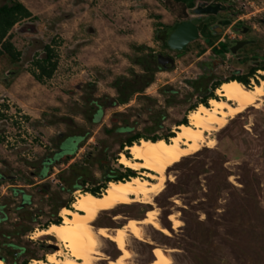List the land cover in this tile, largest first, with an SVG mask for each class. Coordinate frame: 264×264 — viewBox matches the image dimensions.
Returning a JSON list of instances; mask_svg holds the SVG:
<instances>
[{
  "label": "rangeland",
  "instance_id": "obj_1",
  "mask_svg": "<svg viewBox=\"0 0 264 264\" xmlns=\"http://www.w3.org/2000/svg\"><path fill=\"white\" fill-rule=\"evenodd\" d=\"M16 1L32 17L9 32L20 60L13 64L0 56V206H4L0 218L5 217L0 220V257H7L5 249L14 245L18 247L11 248L18 254L15 263L31 264L33 260L45 262L47 255L59 250L54 239L34 234L54 219L61 223L60 210L69 204L71 209L75 193L96 186L94 182H99L103 173L98 161L104 168L108 164L116 170L119 154L128 155L126 147L119 148L120 134L106 136L103 132L111 128L113 114H124L130 122H137L135 132H143L148 124V115L141 111L145 102L135 98L125 106L102 108L98 124H89L90 102L115 98L112 83L116 79L142 73L134 62L168 53L166 41L173 26L192 18L190 10L198 0ZM5 2L0 0V5ZM242 3L246 7L239 15L257 11L251 22L264 32L258 25L264 0H239L237 8ZM222 17L223 13L206 23ZM205 24L198 26L200 39L189 44L187 53L177 57L172 69L160 68L143 93L155 100L154 111L160 109L166 114L155 136L173 133L181 120L187 123L190 108L199 105L201 92L192 89L190 83L200 76L199 64L210 59V51L207 46V53L201 55L197 45L217 40L208 34ZM46 45L56 55L57 69L51 79L38 82L33 77L37 74L34 61L44 56ZM240 66L239 62H228L216 75L227 79L233 68ZM261 79L260 75L258 80H250L249 86ZM210 85L207 82L204 87ZM166 88L176 92L169 106L167 96L160 94ZM259 103L257 109H247L214 133L212 149L203 148L169 168L171 181L150 198V204L118 206L96 216L92 229L103 227L114 235L116 228L129 220H143L146 211L152 210L157 225L168 233L138 225V240L127 232L125 245L130 256L124 264H149L155 258L152 247L166 255L168 264H264V98ZM85 133L90 134L89 139L69 145V162L57 165L61 159L55 154L63 138ZM45 160H52L55 166L40 179L37 175ZM70 165L76 175L86 168L80 177L89 182L83 188L63 183ZM76 183L80 186L79 180ZM14 190L19 193L15 195ZM22 194L29 198V205L22 212L11 211L10 205H19ZM170 215L179 222L178 228H172ZM24 216L23 226L29 230L7 239ZM96 239L95 264H108L120 254L111 241L98 235ZM19 248L25 252L20 254ZM6 261L13 263L11 258Z\"/></svg>",
  "mask_w": 264,
  "mask_h": 264
},
{
  "label": "bare ground",
  "instance_id": "obj_2",
  "mask_svg": "<svg viewBox=\"0 0 264 264\" xmlns=\"http://www.w3.org/2000/svg\"><path fill=\"white\" fill-rule=\"evenodd\" d=\"M260 75L264 78V72H260ZM214 94L217 99H210L207 106L199 104L190 111L187 124L176 126L173 137L167 141L140 140L125 148L129 158L123 153L119 154L117 163L135 172L136 177L121 182H109L98 196L76 192L71 210H60L62 222L58 225L51 224L34 234L35 237L54 239L59 250L47 255L45 262L33 260L31 264H95L98 254L97 235L119 245L123 257L113 264H124L130 256L125 245L127 232L141 240L138 225H150L161 230L156 223V213L152 210L146 212V218L143 220H129L117 235L109 234L103 227L94 231L91 224L99 213L118 206L150 204V198L160 194L167 180L171 181L167 176L169 168L184 158L197 154L203 148L212 149L215 145L212 138L214 133L225 128L229 120L235 119L247 109L258 108L259 102L264 98V79L247 87L236 81L226 82L221 84ZM168 220L173 229L179 227V222L174 216L170 215ZM162 232L167 233L165 229H162ZM63 255L67 258L62 259ZM158 256V264L168 263L162 251L158 252ZM0 264L4 263L0 261Z\"/></svg>",
  "mask_w": 264,
  "mask_h": 264
},
{
  "label": "trees",
  "instance_id": "obj_3",
  "mask_svg": "<svg viewBox=\"0 0 264 264\" xmlns=\"http://www.w3.org/2000/svg\"><path fill=\"white\" fill-rule=\"evenodd\" d=\"M194 5H192L193 7ZM31 13L19 2L16 0H7L4 4L0 6V56H6L10 62L17 63L20 60L21 54L15 50L14 46L11 44V36L9 35V32L11 29L18 23H20L23 20L30 19ZM176 24L173 26L175 28ZM197 49L199 53H203L206 50V47L204 46H197ZM139 50H143V48H139ZM135 65H139L142 69V73L135 75L132 74L130 79L127 78H119L116 79L112 83V88L116 91L117 96L115 98H105L104 100L99 101H91L89 108L91 109L90 112V118H88L89 124H98L99 118L101 115L102 108L107 109H113L118 108L121 106L127 105L132 99L137 100H143L145 102V105L142 108V112L146 113L148 115V124L144 127L143 132H135L137 129V122H130L129 117L128 119L125 118L124 114H113L111 118V128H104L103 132L106 136H111L113 133L120 134L122 138H120L119 142V148L123 147H130L134 143H138L140 140H146L155 142L157 140H164L167 141L169 138L173 137V133L171 131H168L163 136H155V133L157 130L162 128V122L166 119V114L162 110H153V107H155L156 102L155 100L148 98L143 95L145 89H147L150 85L153 84L154 75L156 72L160 71V68L157 66L155 62V56H144L141 58L139 63H135ZM34 67L37 71V74H34L33 77L36 81L41 82L44 79H51L53 74L55 73L57 69V58L54 54V51L51 49V46L46 45L44 47V56L40 59H37L34 61ZM249 75H246L243 78L230 76L227 79H220L215 82H211L210 87L208 89L205 88V95L201 96L199 94V104L207 106L206 103L210 99H215V96L213 95V91L216 90L221 84L230 82V81H236L244 86H249ZM193 89L200 90V85H195V82L190 83ZM199 92V93H200ZM160 94L167 96V102L166 106L170 105V100L174 98V95H176V92L173 90H170L168 88L161 89ZM196 106H193L190 108V111L194 110ZM186 120H181L176 126L179 125H186ZM153 133L154 135L151 136L150 134ZM90 134L85 133L82 136L75 137V136H65L63 138L62 143L59 144V152H56L55 158H60L61 161L57 163V165L68 163L71 158H68L69 156H66L69 154V145H73L74 143L78 142H84L87 139H89ZM74 146V145H73ZM80 147V146H79ZM76 148V146H75ZM105 153V149L102 150L101 154ZM126 157L129 158L128 155ZM117 161V159H116ZM54 163H52V160H45L43 161V167L41 168L40 172H38L37 177L42 179L44 178V175L46 176L47 173L51 170ZM55 166V165H54ZM72 168L74 166H69V176L67 181L63 180V183L67 186L71 187H84L89 181L86 178H81L83 171H85L86 168H83V170L79 171V175L74 174ZM103 168L102 177L99 182L95 181V187L93 189H83L81 193H89L93 196L101 195V191H103L106 188L107 183L109 182H121L124 180H127L129 178L136 177V173L123 168L119 165L118 169L112 170L108 167V164L106 165V168L104 166H101ZM122 169V170H121ZM80 181V186H77V181ZM32 184V183H30ZM28 184V185H30ZM14 194H18L19 191L14 190ZM24 196V194H22ZM70 205V204H69ZM69 205H67V209H69ZM71 210V209H69ZM55 215V212H54ZM52 215L53 217H55ZM26 216L21 218V222L14 225V231L8 234L7 239L10 237H20L25 232L29 230V228H26L23 226V223L26 221ZM31 220V219H30ZM51 224L58 225L59 219H54ZM10 248H18L14 245H9ZM20 254L25 252L24 248H19ZM3 261L4 259L0 257ZM4 264H8L4 261ZM26 264V263H24Z\"/></svg>",
  "mask_w": 264,
  "mask_h": 264
},
{
  "label": "flooded vegetation",
  "instance_id": "obj_4",
  "mask_svg": "<svg viewBox=\"0 0 264 264\" xmlns=\"http://www.w3.org/2000/svg\"><path fill=\"white\" fill-rule=\"evenodd\" d=\"M206 0H198V3ZM239 0H208L206 2L211 3L212 5H221L222 9L217 14H224L222 18H215V21L212 24H207L206 22L211 19L213 16H208L206 19H201L199 25L201 23H206L203 27L206 29L209 35L217 36V40L212 42V40L208 39L209 44L205 45L199 43V46H204L210 51L209 60L201 62L199 64L200 76L196 78L195 85L202 86L200 88L201 96L205 95V85L207 82H215L222 78L217 77L216 71L223 65L228 62H239L240 67H234L233 72L230 76L243 78L246 75H249V81L258 80L260 77V72H264V32L261 29H257L256 26L251 22V20L255 17V13L241 14L245 11L246 4H241L240 8H237L236 4ZM249 4V3H248ZM1 6V5H0ZM194 8V7H193ZM252 17V18H251ZM188 19L187 21H189ZM184 22V21H181ZM180 22V23H181ZM225 24V26H223ZM178 25V24H176ZM219 25V26H218ZM258 25L263 26L264 28V14L261 17H258ZM176 27V26H175ZM175 28H172L173 32ZM169 34V35H170ZM200 34V32H199ZM169 37V36H168ZM168 39V38H167ZM199 40V39H198ZM167 43V41H166ZM197 45V46H198ZM189 46V45H188ZM166 48L168 53L162 52V56H168L176 62L177 57L183 55L184 53L173 51L167 45ZM188 49V48H187ZM187 53V51L185 52ZM203 52L201 55L206 54ZM212 54V55H211ZM157 55L155 56V62L157 64ZM158 66V64H157ZM161 68L160 66H158ZM163 71H166L163 67L161 68ZM193 89V88H192ZM208 89V88H207ZM91 158V157H90ZM98 158V155L95 156V159ZM99 167L103 166L102 161H98ZM87 163V161L85 162ZM40 172V171H39ZM0 177L3 178V175L0 174ZM15 196V195H14ZM22 196L19 195L18 203L19 205L12 206L11 211L14 212H22L26 207H23L25 201L21 202ZM4 210V206H0V215L1 211ZM5 219V217L0 218V220ZM5 253L7 257H2L5 262L6 258H11V264H16L15 260L18 257L17 253H12L11 248L7 247L5 249ZM10 264V263H8Z\"/></svg>",
  "mask_w": 264,
  "mask_h": 264
},
{
  "label": "water",
  "instance_id": "obj_5",
  "mask_svg": "<svg viewBox=\"0 0 264 264\" xmlns=\"http://www.w3.org/2000/svg\"><path fill=\"white\" fill-rule=\"evenodd\" d=\"M221 9V5H212L206 1L197 3V5L190 10L192 18L189 21H184L176 25L173 32L169 35L167 46L173 51L185 53L189 44L200 39L198 26L201 19H206L208 16L215 17ZM223 26H225V24H223ZM157 64L161 68L163 67L165 70H169L174 67V60L168 56L157 55ZM22 201H25L23 207L29 205V198L27 196H22L21 202ZM51 248L56 250L54 246ZM0 261L4 263L1 258Z\"/></svg>",
  "mask_w": 264,
  "mask_h": 264
},
{
  "label": "crops",
  "instance_id": "obj_6",
  "mask_svg": "<svg viewBox=\"0 0 264 264\" xmlns=\"http://www.w3.org/2000/svg\"><path fill=\"white\" fill-rule=\"evenodd\" d=\"M147 212V211H146ZM145 218H146V216H145ZM129 222V221H128ZM128 222L125 224V225H122L120 228H116V230H115V234L114 235H117V232L120 230V229H122V228H124V226H126L127 224H128ZM150 226V225H149ZM151 227H153V226H151ZM154 228V227H153ZM172 228H173V226H172ZM156 229V228H155ZM156 230H158V229H156ZM158 231H160L161 233H163L162 232V229L161 230H158ZM164 234V233H163ZM105 239V238H104ZM136 239V238H135ZM107 240H109V239H107ZM109 241H111L112 243H114L115 245H116V247H117V249H118V251L120 252V254L116 257V259H113L112 261H109V262H107L108 264H113V263H118L119 261H120V259L123 257V252L121 251V249L119 248V245L117 244V243H115V242H113L112 240H109ZM151 253H152V255H154L153 257H155V258H153L150 262H149V264H158V263H160V259L158 258L159 256H158V252L159 251H161L159 248H155V247H152L151 248ZM158 251V252H157ZM164 254V253H163ZM165 257H166V255H164ZM159 260V261H158ZM168 264V263H167Z\"/></svg>",
  "mask_w": 264,
  "mask_h": 264
}]
</instances>
